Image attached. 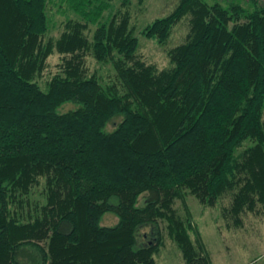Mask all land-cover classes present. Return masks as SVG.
I'll list each match as a JSON object with an SVG mask.
<instances>
[{"label": "trees", "instance_id": "1", "mask_svg": "<svg viewBox=\"0 0 264 264\" xmlns=\"http://www.w3.org/2000/svg\"><path fill=\"white\" fill-rule=\"evenodd\" d=\"M49 1L0 0V264H158L162 220L184 264H214L173 205L186 191L205 205L231 195L236 223L264 208V4L180 0L143 29L163 42L189 17L158 69L129 15L100 24L103 0H70L99 24L91 42L80 21L45 42ZM89 49L121 88L85 74ZM54 50L62 69L45 90L33 77ZM42 177L45 199H32ZM107 212L116 224H102Z\"/></svg>", "mask_w": 264, "mask_h": 264}, {"label": "rangeland", "instance_id": "2", "mask_svg": "<svg viewBox=\"0 0 264 264\" xmlns=\"http://www.w3.org/2000/svg\"><path fill=\"white\" fill-rule=\"evenodd\" d=\"M107 7L102 13L100 24L108 23L113 18L121 19L125 14L129 15V27L133 35L137 37V52L146 63L153 64L158 69L171 66L169 52L176 45L182 43L189 32V17L185 16L175 24L169 37L160 41L157 37H149L144 34L143 29L156 18L166 16L178 5L180 0H103ZM211 1V0H210ZM246 7L251 6L252 0H239ZM260 5L264 0H257ZM48 18V29L44 35L47 42L50 38H58L64 33L68 21H80L85 27L83 35L91 42L99 24L88 22L81 14L77 13L71 6L70 0H50L46 7ZM70 55V54H69ZM85 74L96 76L103 84L116 82L121 88L117 78L116 70L109 61H101L92 49L86 51L84 57ZM63 62V54L54 50L45 60V66L34 74L35 80L43 89H47L51 78L60 73ZM74 103H66L61 107L62 111L75 108ZM121 120L116 117L111 121L107 129L113 130ZM250 145L246 141L240 150ZM239 150V151H240ZM45 178L33 188L32 199L43 201ZM143 196L140 197V204ZM232 196L227 195L215 205H205L189 191L185 192L184 200L177 198L173 207L177 215L187 221L190 218L192 224L191 236L197 242L198 230L205 248L209 252L214 264H264V208L258 205L257 210L241 212L240 223L234 222V216L228 212L231 208ZM228 209V210H227ZM118 217L113 212H107L102 218V224L112 226L116 224ZM168 222H160L161 240L152 251L153 257L158 264H184L182 251L176 241L170 235L167 228ZM149 227H143L141 233H149ZM152 239L151 235H147ZM152 237V238H151ZM142 239V240H141ZM147 240V238H146ZM140 243H147L143 238ZM152 242V241H151ZM149 243V242H148Z\"/></svg>", "mask_w": 264, "mask_h": 264}]
</instances>
